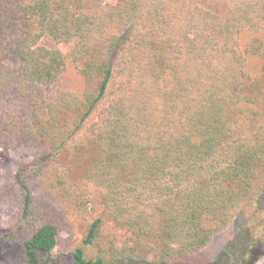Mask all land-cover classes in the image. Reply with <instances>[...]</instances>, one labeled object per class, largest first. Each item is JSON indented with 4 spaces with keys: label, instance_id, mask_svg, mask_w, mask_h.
I'll use <instances>...</instances> for the list:
<instances>
[{
    "label": "trees",
    "instance_id": "16d2710c",
    "mask_svg": "<svg viewBox=\"0 0 264 264\" xmlns=\"http://www.w3.org/2000/svg\"><path fill=\"white\" fill-rule=\"evenodd\" d=\"M68 61L82 87L47 93ZM261 77L264 0H0V161L31 151L18 262L49 264L69 225L58 204L81 214L96 195L104 216L70 264H190L264 191Z\"/></svg>",
    "mask_w": 264,
    "mask_h": 264
},
{
    "label": "rangeland",
    "instance_id": "374dc122",
    "mask_svg": "<svg viewBox=\"0 0 264 264\" xmlns=\"http://www.w3.org/2000/svg\"><path fill=\"white\" fill-rule=\"evenodd\" d=\"M73 44H61L65 53L69 52ZM264 80V77H261ZM83 81L78 69L68 61L67 68L60 81L46 88L47 93H53L61 88L69 87L79 89ZM3 106L8 110H20L27 112V106L23 99L15 94L5 97ZM26 152H31L28 147L14 150L10 158L0 161V261L5 264H20L19 255L23 248L24 240L32 232V228L25 224H18V217L22 211V194L16 182V169L19 160H27ZM64 166H70V176L78 179L80 175V161L73 163L66 155L62 156ZM81 214L74 207L58 204L68 229L58 234L57 244L52 253L49 264H70V252L79 245L92 217L104 216V209L98 196H92L91 202L86 204ZM66 211V212H65ZM253 211V212H252ZM105 230H114L110 221L106 220ZM264 231V191L259 196L252 210L246 214H240L201 251L190 257V264H240L250 254L252 258L246 264H263L264 250L261 245L250 247V239L257 238ZM255 240H258L255 239ZM89 253H96L94 246H90ZM247 253H249L247 255ZM95 256V254H94ZM115 264H151L138 261H119Z\"/></svg>",
    "mask_w": 264,
    "mask_h": 264
}]
</instances>
